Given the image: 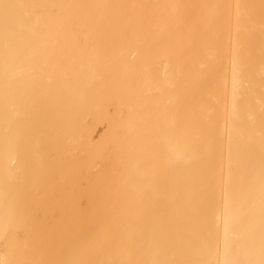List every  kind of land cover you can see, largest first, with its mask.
<instances>
[{"label":"bare ground","instance_id":"1","mask_svg":"<svg viewBox=\"0 0 264 264\" xmlns=\"http://www.w3.org/2000/svg\"><path fill=\"white\" fill-rule=\"evenodd\" d=\"M0 264H264V0H0Z\"/></svg>","mask_w":264,"mask_h":264}]
</instances>
